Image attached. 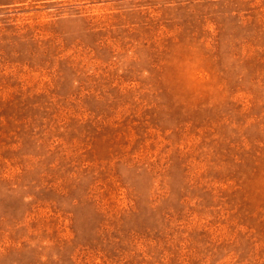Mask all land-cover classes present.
<instances>
[{"label":"rangeland","instance_id":"obj_1","mask_svg":"<svg viewBox=\"0 0 264 264\" xmlns=\"http://www.w3.org/2000/svg\"><path fill=\"white\" fill-rule=\"evenodd\" d=\"M0 264H264V0H0Z\"/></svg>","mask_w":264,"mask_h":264}]
</instances>
